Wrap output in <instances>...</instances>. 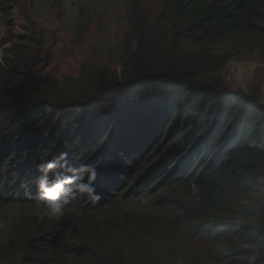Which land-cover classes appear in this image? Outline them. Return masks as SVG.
<instances>
[{"label":"trees","instance_id":"obj_1","mask_svg":"<svg viewBox=\"0 0 264 264\" xmlns=\"http://www.w3.org/2000/svg\"><path fill=\"white\" fill-rule=\"evenodd\" d=\"M160 2L158 25L140 0L125 1L118 62L83 77L78 95L60 97L36 75L34 26L19 25L16 3L0 0V201L38 204L36 164L67 151L70 165L100 167L102 194L95 204L85 194L69 207L93 212L125 187L147 193L161 181L181 182L187 194L171 202V223L181 219L215 244L204 264H238L244 244L264 240V230L242 221L218 227L208 217L228 208L234 190L264 192V103L226 87L223 58L211 44L238 38L263 47L264 0ZM260 212L264 205L249 215ZM154 227L153 219L19 218L0 256L19 264H128L137 232Z\"/></svg>","mask_w":264,"mask_h":264},{"label":"rangeland","instance_id":"obj_2","mask_svg":"<svg viewBox=\"0 0 264 264\" xmlns=\"http://www.w3.org/2000/svg\"><path fill=\"white\" fill-rule=\"evenodd\" d=\"M10 1L16 3L11 10L12 18L18 24L31 22L34 26V37L40 39L41 45L36 75L49 90L54 89L55 95L65 97L59 92L64 90L69 97L78 95L83 77L118 62L123 36L128 29L125 1L129 0ZM140 2L144 4L151 22L160 25L164 20L160 0ZM5 35L6 25L0 11V39ZM250 44L249 39L233 38L213 42L211 50L223 58L221 75L226 87L255 95L259 103H264V46L253 47ZM142 168L145 169V164ZM187 189V185L181 182L161 181L147 192L151 195L149 203L142 205L138 196L143 192L133 190L128 193L129 187H125L112 200L97 205L93 212L68 207L61 219L64 220L66 215L72 218L75 215L81 218L91 216L96 221L108 218L132 222L153 219V233L137 232L141 238L127 253L128 264H204L212 259L215 244L205 237L204 232L187 228L181 224V219L171 223L169 217L171 202L177 197H185ZM229 196L228 208L214 210L208 219H213L218 227L242 221L264 230V212L249 215L264 205V192L234 190ZM41 213L42 208L36 203L0 201V248L13 237V227L19 218L37 217L53 224L59 221L46 217L41 219ZM19 263L20 260L11 254L0 256V264Z\"/></svg>","mask_w":264,"mask_h":264},{"label":"clouds","instance_id":"obj_3","mask_svg":"<svg viewBox=\"0 0 264 264\" xmlns=\"http://www.w3.org/2000/svg\"><path fill=\"white\" fill-rule=\"evenodd\" d=\"M36 171L40 175L36 178L35 199L42 208L41 219L60 220L66 214V208L76 207L75 201L85 198V194L93 204L101 199L102 194L96 188V181L101 175L100 167L85 162L70 165L67 151L60 152L53 159L41 160L36 164ZM50 173L53 174L51 179ZM138 199L142 205H147L151 195L141 193ZM262 253L264 240L245 243L243 259L238 264H264Z\"/></svg>","mask_w":264,"mask_h":264}]
</instances>
